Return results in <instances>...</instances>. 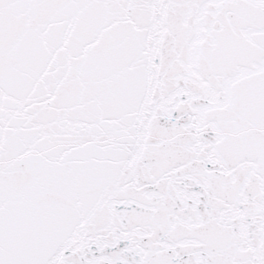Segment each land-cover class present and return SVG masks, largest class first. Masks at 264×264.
Wrapping results in <instances>:
<instances>
[{
    "label": "snow or ice",
    "instance_id": "obj_1",
    "mask_svg": "<svg viewBox=\"0 0 264 264\" xmlns=\"http://www.w3.org/2000/svg\"><path fill=\"white\" fill-rule=\"evenodd\" d=\"M0 264H264V0H0Z\"/></svg>",
    "mask_w": 264,
    "mask_h": 264
}]
</instances>
